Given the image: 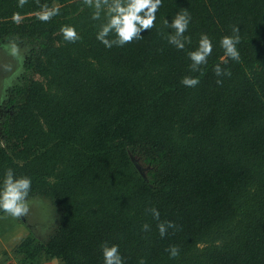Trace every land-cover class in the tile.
Masks as SVG:
<instances>
[{
	"label": "trees",
	"instance_id": "16d2710c",
	"mask_svg": "<svg viewBox=\"0 0 264 264\" xmlns=\"http://www.w3.org/2000/svg\"><path fill=\"white\" fill-rule=\"evenodd\" d=\"M112 5L0 0V46L38 41L23 65L33 77L0 103V191L11 169L31 178L28 197L60 209L48 239L23 237L17 264H104V244L124 264H264V0H162L153 27L123 46L113 29L109 47L98 36ZM185 9L191 43L178 49L168 25ZM234 27L239 61L220 46ZM201 34L214 48L192 71ZM217 64L231 75L217 77ZM167 221L176 228L161 237Z\"/></svg>",
	"mask_w": 264,
	"mask_h": 264
},
{
	"label": "clouds",
	"instance_id": "9594fccd",
	"mask_svg": "<svg viewBox=\"0 0 264 264\" xmlns=\"http://www.w3.org/2000/svg\"><path fill=\"white\" fill-rule=\"evenodd\" d=\"M86 3L91 4L92 0H85ZM108 0H104L107 3ZM162 6V0H127L126 5L122 4V0H113L111 11L116 13L112 16L110 22L103 28L98 36L107 46L111 47L112 44L105 39L108 33L115 29L118 40L113 41L123 46L126 42H131L134 37H139L143 31H146L154 26L156 20L155 13L159 7ZM96 7H100V0H96ZM143 13V15H140ZM96 18V17H94ZM191 22V15L185 9L177 14L170 26L174 29V35L169 37V43L175 45L178 49H183L185 43H191V37L185 36L188 26ZM167 25V21H165ZM67 39L74 41L77 39V34L73 28H66L63 30ZM235 35L224 36L220 40V46L225 51V56L230 57L232 60L239 61L240 56L237 50V45L240 42L238 35L239 29L233 28ZM214 45L211 38L207 34H201L199 40V47L189 53V58L192 61L190 69L192 71H199L200 66L207 63L208 57L213 52ZM214 73L217 77L230 76V70L224 69L220 64L215 65ZM218 84L222 83L221 80L216 81ZM181 83L189 88L196 87L199 84L197 78L185 76ZM31 178L24 176L15 178L11 169L5 173L3 181V190L0 191V208L6 213L13 216H20L25 214L28 210L27 197L31 190ZM155 219H159V212L155 208L151 209ZM149 225L145 224L143 230H149ZM161 237L166 235L167 228H176V225L171 222H163L158 225ZM166 251L170 253V258L179 256V247L176 245L170 246ZM104 264H124V260L119 252L118 245L108 246L102 245ZM139 264H146L145 260L141 259Z\"/></svg>",
	"mask_w": 264,
	"mask_h": 264
},
{
	"label": "rangeland",
	"instance_id": "374dc122",
	"mask_svg": "<svg viewBox=\"0 0 264 264\" xmlns=\"http://www.w3.org/2000/svg\"><path fill=\"white\" fill-rule=\"evenodd\" d=\"M36 43H38L36 39L15 38L8 46L0 47L1 104L8 100L17 87L25 84L27 77L31 75L33 77L34 73L31 71L25 72L23 65L26 58L32 55ZM36 78L40 79L39 75H36ZM18 102H20L19 96L17 98ZM16 104L10 108H3L4 117L2 121L12 115ZM39 152L40 150H37L36 154ZM129 154L139 171L146 176L150 166L144 162L142 156L135 150H129ZM27 201L28 210L25 214L20 216H13L9 213L0 215V264H17L14 250L24 236L33 232L40 239H48L57 225L60 216L58 205L42 197H27ZM43 264H60V262L47 261Z\"/></svg>",
	"mask_w": 264,
	"mask_h": 264
},
{
	"label": "crops",
	"instance_id": "0c3cea01",
	"mask_svg": "<svg viewBox=\"0 0 264 264\" xmlns=\"http://www.w3.org/2000/svg\"><path fill=\"white\" fill-rule=\"evenodd\" d=\"M0 47H6L5 45L3 46H0ZM49 262H53V263H57L58 261L57 260H51V261H49Z\"/></svg>",
	"mask_w": 264,
	"mask_h": 264
}]
</instances>
